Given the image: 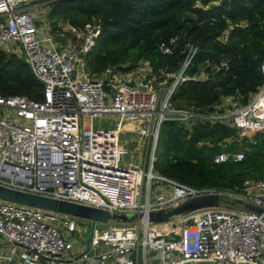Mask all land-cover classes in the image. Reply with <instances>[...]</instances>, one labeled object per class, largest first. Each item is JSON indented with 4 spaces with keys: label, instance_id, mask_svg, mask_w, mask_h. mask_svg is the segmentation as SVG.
Instances as JSON below:
<instances>
[{
    "label": "built area",
    "instance_id": "built-area-1",
    "mask_svg": "<svg viewBox=\"0 0 264 264\" xmlns=\"http://www.w3.org/2000/svg\"><path fill=\"white\" fill-rule=\"evenodd\" d=\"M47 4L0 0V48L22 56L43 86L41 99L0 92V184L109 211H142L144 218L96 222L101 226L88 244L83 218L0 200V264H264V175L216 188L191 186L153 167L163 120L188 129L220 122L248 137L261 130L264 78L246 100L229 94L205 108L177 107L171 95L180 81L206 79L227 60H207L184 75L197 49L187 42L176 72L155 70L143 59L127 70L107 66L94 73L84 56L100 19L79 26L59 20L52 27L37 10ZM160 48L171 52L167 44ZM260 69L264 76V56ZM243 157L242 150L222 151L213 162ZM206 194H217L219 204L147 221L150 210ZM161 223L170 227L158 230Z\"/></svg>",
    "mask_w": 264,
    "mask_h": 264
},
{
    "label": "trees",
    "instance_id": "trees-1",
    "mask_svg": "<svg viewBox=\"0 0 264 264\" xmlns=\"http://www.w3.org/2000/svg\"><path fill=\"white\" fill-rule=\"evenodd\" d=\"M199 1L201 5L196 0H48L47 17L52 27L59 20L79 26L93 16L100 19L95 43L84 56L91 72L107 66L127 70L143 59L155 70L176 72L190 42L197 49L184 75L207 60L227 62L206 79L180 81L171 102L205 108L229 94L246 100L264 78V0ZM161 43L171 52H163ZM42 91L26 60L0 48V92L41 99ZM237 134L235 127L220 122L194 123L188 129L177 120H163L153 167L191 186L237 188L245 178L264 175V127L251 137ZM238 150L244 152L240 160L213 162L218 152Z\"/></svg>",
    "mask_w": 264,
    "mask_h": 264
},
{
    "label": "water",
    "instance_id": "water-1",
    "mask_svg": "<svg viewBox=\"0 0 264 264\" xmlns=\"http://www.w3.org/2000/svg\"><path fill=\"white\" fill-rule=\"evenodd\" d=\"M0 200L12 201L20 204L40 207L47 210L63 212L75 217L84 218L91 223V234L87 238L89 244L96 222H137L144 218V212H115L103 208L77 203L69 200L57 199L26 190H21L0 184ZM220 197L217 194L198 195L188 198L178 204L150 210L147 221L150 223L165 222L196 208L218 205ZM245 207L261 212L262 208L252 203L242 202Z\"/></svg>",
    "mask_w": 264,
    "mask_h": 264
},
{
    "label": "rangeland",
    "instance_id": "rangeland-1",
    "mask_svg": "<svg viewBox=\"0 0 264 264\" xmlns=\"http://www.w3.org/2000/svg\"><path fill=\"white\" fill-rule=\"evenodd\" d=\"M48 9H49V6H41V5H38L37 6V10H39V11H41V10H43V12H46V14H47V12H48ZM49 23H50V21H49ZM51 25V24H50ZM56 25H57V23H56ZM103 125H110V122H103ZM253 135V134H252ZM252 135H250V137L252 136ZM241 136H243V134H242V132L241 131H238V134H237V138H240ZM231 139L230 138H228L227 139V141H230ZM131 145H132V143H131ZM82 219V218H81ZM81 223H82V229H81V235L85 238V237H89L90 236V234H91V223H90V221L89 220H87V219H82L81 220ZM160 224H156L155 225V227L156 228H159L160 226H159ZM95 226H98V227H100L101 225L100 224H97L96 225V223H95ZM169 227H170V225H169Z\"/></svg>",
    "mask_w": 264,
    "mask_h": 264
},
{
    "label": "bare ground",
    "instance_id": "bare-ground-1",
    "mask_svg": "<svg viewBox=\"0 0 264 264\" xmlns=\"http://www.w3.org/2000/svg\"><path fill=\"white\" fill-rule=\"evenodd\" d=\"M169 223H161L159 226V228H157L158 230H165L167 228H169Z\"/></svg>",
    "mask_w": 264,
    "mask_h": 264
}]
</instances>
